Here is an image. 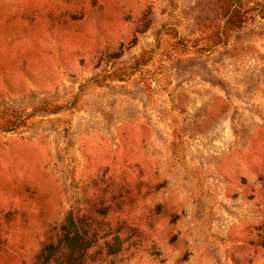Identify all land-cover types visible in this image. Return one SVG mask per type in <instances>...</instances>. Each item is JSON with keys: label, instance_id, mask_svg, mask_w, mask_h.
<instances>
[{"label": "rangeland", "instance_id": "374dc122", "mask_svg": "<svg viewBox=\"0 0 264 264\" xmlns=\"http://www.w3.org/2000/svg\"><path fill=\"white\" fill-rule=\"evenodd\" d=\"M0 264H264V0H0Z\"/></svg>", "mask_w": 264, "mask_h": 264}]
</instances>
